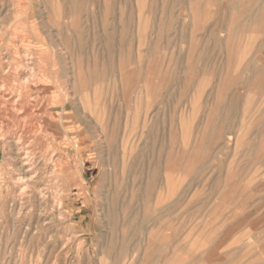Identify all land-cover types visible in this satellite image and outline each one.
I'll return each mask as SVG.
<instances>
[{"label":"rangeland","instance_id":"obj_1","mask_svg":"<svg viewBox=\"0 0 264 264\" xmlns=\"http://www.w3.org/2000/svg\"><path fill=\"white\" fill-rule=\"evenodd\" d=\"M0 177V264H264V0H0Z\"/></svg>","mask_w":264,"mask_h":264},{"label":"bare ground","instance_id":"obj_2","mask_svg":"<svg viewBox=\"0 0 264 264\" xmlns=\"http://www.w3.org/2000/svg\"><path fill=\"white\" fill-rule=\"evenodd\" d=\"M236 63V62H235ZM29 68V67H28ZM26 69V68H25ZM8 75V74H7ZM13 82V81H12ZM25 82V81H24ZM4 86V85H3ZM16 88V87H15ZM1 92H3V91H1ZM15 92V91H14ZM24 93V92H23ZM22 93V94H23ZM10 93H8V95H9ZM22 94H19L18 95V97H20V96H23ZM24 95H25V93H24ZM27 95V94H26ZM15 96V95H14ZM14 99V98H13ZM15 99H17V96H16V98ZM14 101V100H13ZM13 101H12V103H13ZM16 101V100H15ZM23 103H24V101H23ZM21 104V103H20ZM11 105V104H10ZM14 105V104H13ZM23 106V105H22ZM13 107V110H19V111H21L20 109H18L17 107H14V106H12ZM26 107H28V106H26ZM10 108H11V106H10ZM9 108V109H10ZM12 110V109H11ZM18 111V112H19ZM32 111V110H31ZM233 111V110H232ZM9 112V111H8ZM34 112V111H33ZM16 114V113H15ZM20 114V113H19ZM22 114V113H21ZM19 116V115H18ZM24 116V115H23ZM31 118V117H30ZM13 119V118H12ZM21 121V120H20ZM36 122V121H35ZM38 123V122H37ZM40 123H42V122H40ZM20 124V123H19ZM5 125V124H4ZM30 125V124H29ZM43 125V124H42ZM21 126V125H20ZM34 126V125H33ZM27 128V127H26ZM29 128V127H28ZM27 128V129H28ZM32 128V127H31ZM35 128V127H34ZM100 128V127H99ZM7 129V128H6ZM23 129V128H22ZM33 129V128H32ZM21 130V129H20ZM19 130V131H20ZM26 130V129H25ZM29 130V129H28ZM36 130V129H35ZM40 130V129H39ZM182 131V130H181ZM21 132H24V131H21ZM31 132V131H30ZM32 132H33V130H32ZM18 133V132H17ZM26 133V132H25ZM29 133V132H28ZM32 135V134H31ZM30 136V135H29ZM6 137V136H5ZM13 137V136H12ZM11 137V138H12ZM36 137V136H35ZM49 137V136H48ZM15 138V137H14ZM29 138V137H28ZM14 140V139H13ZM27 141H29V139L27 140ZM16 145H18L19 144V138H17V140H15V142H14ZM21 145V144H20ZM27 145V144H26ZM29 145V144H28ZM24 146V145H23ZM26 147V146H25ZM24 148V147H23ZM22 148V149H23ZM18 151V150H17ZM18 154H22L23 155V157H21L22 159H21V161H22V166H27V165H29L28 164V162H29V160L27 159V158H29V154H31V153H29V151H24V153L23 152H21V153H18ZM19 156H21V155H19ZM128 161V160H127ZM30 163V162H29ZM54 167V166H53ZM25 168V167H24ZM122 168V167H121ZM31 169V168H30ZM27 170H29V169H27ZM34 177V176H33ZM1 178V177H0ZM54 226V225H53ZM176 255V254H175ZM103 258V257H102ZM102 261V260H101ZM100 261V262H101Z\"/></svg>","mask_w":264,"mask_h":264}]
</instances>
